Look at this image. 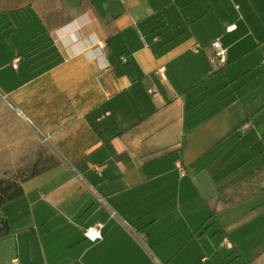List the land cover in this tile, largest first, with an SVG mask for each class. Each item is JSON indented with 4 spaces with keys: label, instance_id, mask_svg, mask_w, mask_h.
Here are the masks:
<instances>
[{
    "label": "crops",
    "instance_id": "obj_1",
    "mask_svg": "<svg viewBox=\"0 0 264 264\" xmlns=\"http://www.w3.org/2000/svg\"><path fill=\"white\" fill-rule=\"evenodd\" d=\"M38 142L13 264H264V0H0V164Z\"/></svg>",
    "mask_w": 264,
    "mask_h": 264
},
{
    "label": "rangeland",
    "instance_id": "obj_2",
    "mask_svg": "<svg viewBox=\"0 0 264 264\" xmlns=\"http://www.w3.org/2000/svg\"><path fill=\"white\" fill-rule=\"evenodd\" d=\"M47 150L48 149L45 145H41L38 142V147L32 158H20V160L5 166L0 164V178L17 181L21 180L23 177L28 175L35 162H38L39 164L48 162V158L50 157L46 155ZM6 159L7 156L0 153V163H3ZM18 202L19 201L17 200L7 202L1 208V210L7 214L11 228L15 232L25 221L23 218L24 212H18ZM229 223L234 224L236 221L231 220ZM234 225L238 230L235 238L238 239L241 245L249 248L251 247L252 260L262 255L264 252V205L261 204L260 208L256 209V211L252 213V221H250L249 218L241 217ZM232 238L233 237H231V239ZM17 247L15 235H10L0 239V264H13L11 258L16 257ZM224 264L243 263L241 260H238L234 255H232V258L228 257L225 259Z\"/></svg>",
    "mask_w": 264,
    "mask_h": 264
},
{
    "label": "trees",
    "instance_id": "obj_3",
    "mask_svg": "<svg viewBox=\"0 0 264 264\" xmlns=\"http://www.w3.org/2000/svg\"><path fill=\"white\" fill-rule=\"evenodd\" d=\"M50 160L51 158H48V162H45L43 164L35 162L28 175H26L19 181L0 178V239H3L12 234L8 218L4 211L1 210L2 206L7 202L20 198L23 195V181L36 175L40 170L46 169L51 164Z\"/></svg>",
    "mask_w": 264,
    "mask_h": 264
},
{
    "label": "built area",
    "instance_id": "obj_4",
    "mask_svg": "<svg viewBox=\"0 0 264 264\" xmlns=\"http://www.w3.org/2000/svg\"><path fill=\"white\" fill-rule=\"evenodd\" d=\"M231 27L232 26H228L226 29L229 30ZM210 46L213 51V56L217 58L218 63L223 64L226 60V49L222 47L219 39L212 40ZM211 59L213 60V57ZM7 103L12 109H14L18 117L23 118L27 122L31 123L30 119L24 115L21 109L14 107L9 101H7ZM176 169L178 170L180 176H183L185 174L184 166L180 161L176 162ZM97 200L101 203H104V199L100 196H97ZM101 227V223H96L89 226L84 230V236L92 242L99 240L101 238Z\"/></svg>",
    "mask_w": 264,
    "mask_h": 264
}]
</instances>
